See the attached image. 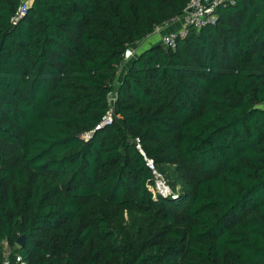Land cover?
<instances>
[{
    "label": "trees",
    "instance_id": "16d2710c",
    "mask_svg": "<svg viewBox=\"0 0 264 264\" xmlns=\"http://www.w3.org/2000/svg\"><path fill=\"white\" fill-rule=\"evenodd\" d=\"M190 1L0 0V264H264V0L127 61Z\"/></svg>",
    "mask_w": 264,
    "mask_h": 264
},
{
    "label": "built area",
    "instance_id": "2783aa9c",
    "mask_svg": "<svg viewBox=\"0 0 264 264\" xmlns=\"http://www.w3.org/2000/svg\"><path fill=\"white\" fill-rule=\"evenodd\" d=\"M31 2L32 0H22V4L18 10L17 18H22L24 15H26L29 6L31 5ZM235 2L236 0H191L183 15L172 18L169 21V23L166 24V26H169L174 23H180L181 28L161 35L160 43L163 44L168 49L175 50L179 38L184 37L187 34L188 27L201 29L210 23L216 22L217 7L221 4H225V3L234 4ZM158 29L156 30L155 33L158 32ZM135 55H137L136 51L130 52V54L127 56V60L131 59ZM114 99H115L114 94L110 93L109 103L111 105L113 104ZM117 117H121V116L117 115ZM112 122H113V110L111 109L108 112L107 116L104 118V120L100 123L98 128H105ZM90 137H91L90 134L85 135L86 139H89ZM147 163L149 167L153 170L154 174L156 175L155 196L157 195V193L163 196H168L169 193H168V187L166 185L165 177L162 175V173H160L157 170L153 160L147 159ZM21 264H26V263L22 262Z\"/></svg>",
    "mask_w": 264,
    "mask_h": 264
},
{
    "label": "crops",
    "instance_id": "0c3cea01",
    "mask_svg": "<svg viewBox=\"0 0 264 264\" xmlns=\"http://www.w3.org/2000/svg\"><path fill=\"white\" fill-rule=\"evenodd\" d=\"M161 28H163V29H162V31H164L163 33H168V32H172V31H175V30L180 29V28H181V24H180V23H174V24H171V25H169V26H164V27H161ZM157 34H158V33H153L152 35L148 36V37L142 42V47L144 46V44L148 43L149 41L155 40L156 36H157V38H159ZM144 42H145V43H144ZM158 43H159V42H158ZM152 44H153V43H152ZM154 44H155V43H154ZM150 46H151L150 44H147V46H145V47H150ZM145 47L141 48L140 51H142ZM135 51H136V54L139 52V50H135ZM127 61H128V60H127ZM127 61H126V62H127ZM125 64H126V63H124L123 66H125ZM126 68H127V67L122 68V69H123L122 72H121V69H120V73H119V75L121 76L120 79L122 78V76H123V72H124V70H125Z\"/></svg>",
    "mask_w": 264,
    "mask_h": 264
},
{
    "label": "rangeland",
    "instance_id": "374dc122",
    "mask_svg": "<svg viewBox=\"0 0 264 264\" xmlns=\"http://www.w3.org/2000/svg\"><path fill=\"white\" fill-rule=\"evenodd\" d=\"M162 29L163 28H160V29H158V37L159 38H157V36H156V38H155V40H152V41H149L148 43H146V44H144V46L143 47H145V46H147V44H150V45H153L154 43L156 44V43H160V39H161V35H163L164 33V31H162ZM143 42V41H142ZM142 42L141 43H139L138 45H137V47L135 48L136 50H139L140 51V49L141 48H143L142 47ZM145 43V42H144ZM153 43V44H152ZM145 48H147V47H145ZM127 64H128V62H126V64H125V66H123L122 68H124V67H127ZM121 68V72H122V69ZM162 175L165 177V175L162 173ZM165 179H166V177H165ZM166 185H167V187H168V193L169 194H171L172 193V187H171V185H170V183L168 182V180L166 179ZM178 189H179V187H178Z\"/></svg>",
    "mask_w": 264,
    "mask_h": 264
},
{
    "label": "water",
    "instance_id": "95a60500",
    "mask_svg": "<svg viewBox=\"0 0 264 264\" xmlns=\"http://www.w3.org/2000/svg\"><path fill=\"white\" fill-rule=\"evenodd\" d=\"M148 48V47H147ZM144 49H146V48H144ZM18 244L20 245V246H23L24 244H25V237L23 236V237H21L19 240H18Z\"/></svg>",
    "mask_w": 264,
    "mask_h": 264
}]
</instances>
